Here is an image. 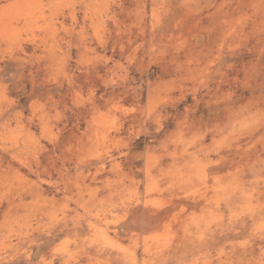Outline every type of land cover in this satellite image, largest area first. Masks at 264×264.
I'll return each mask as SVG.
<instances>
[{"label": "rangeland", "instance_id": "rangeland-1", "mask_svg": "<svg viewBox=\"0 0 264 264\" xmlns=\"http://www.w3.org/2000/svg\"><path fill=\"white\" fill-rule=\"evenodd\" d=\"M0 264H264V0H0Z\"/></svg>", "mask_w": 264, "mask_h": 264}]
</instances>
